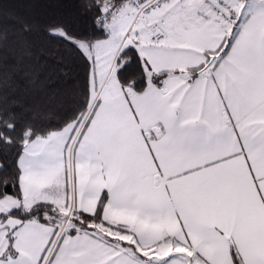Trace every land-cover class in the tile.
I'll return each mask as SVG.
<instances>
[{"label":"snow or ice","instance_id":"1","mask_svg":"<svg viewBox=\"0 0 264 264\" xmlns=\"http://www.w3.org/2000/svg\"><path fill=\"white\" fill-rule=\"evenodd\" d=\"M257 96L264 0H0V264H79L77 253L100 242L104 206L134 194L140 162L150 161L145 174L157 185L200 173L209 164L166 175L163 159L210 142L221 115L241 141L242 122L264 104ZM83 173L85 200L99 181L109 185L94 213L74 206ZM181 229L187 244L168 236L157 244L193 250L188 224ZM205 233L223 238L231 264H264L234 228ZM103 239L112 246L105 264L139 246ZM137 258L185 264L139 253L126 264ZM201 260L195 251L187 264Z\"/></svg>","mask_w":264,"mask_h":264},{"label":"crops","instance_id":"2","mask_svg":"<svg viewBox=\"0 0 264 264\" xmlns=\"http://www.w3.org/2000/svg\"><path fill=\"white\" fill-rule=\"evenodd\" d=\"M264 97L257 96L255 103L261 104ZM197 106L199 101L196 102ZM222 113V108L219 109ZM227 117L218 116L213 120L215 137L210 142L201 144L197 150L177 153L176 162L163 159L165 174H174L183 168L209 164L202 167L200 173L190 177H181L172 181L161 180L160 184L148 172L147 163L140 162L137 183L132 192L121 197L118 206L105 205L102 218L113 224L124 227L125 237L110 235L117 241H126L136 247L121 248L116 255L120 256L117 264H126L128 258L139 253L153 259L152 251L163 244H157L165 236L178 237L184 240L181 223L189 226L191 248L183 247L190 257L199 251L204 260L211 264H231L227 243L221 239H207L205 229L212 224L233 228L241 247L253 257H264V104L250 112L241 124L242 140L226 125ZM226 157V159H225ZM216 161L214 164L209 162ZM151 171H155L154 168ZM211 177L192 183V177ZM165 183L168 192L165 191ZM77 193L74 206L81 207L89 213L97 210L99 191L109 186L105 181H99L94 187L96 197L83 199L88 186V175L83 173L78 177ZM171 193V196L169 195ZM71 199V197H70ZM179 217V218H177ZM98 230L100 242L89 241L85 250L77 253L79 264H105L112 246L104 240V231ZM207 241V242H205ZM167 245H174L169 242ZM179 246V245H175ZM137 264H141L137 258Z\"/></svg>","mask_w":264,"mask_h":264},{"label":"rangeland","instance_id":"3","mask_svg":"<svg viewBox=\"0 0 264 264\" xmlns=\"http://www.w3.org/2000/svg\"><path fill=\"white\" fill-rule=\"evenodd\" d=\"M104 231L107 232L109 235H119L120 237H125V234H119L117 231L109 230V229H104ZM101 231V230H100ZM170 255H176V256H182L185 258V264H187V259L190 258V255L188 252L180 246H175V245H167L163 244L157 247V250L155 252L153 260H163L167 258Z\"/></svg>","mask_w":264,"mask_h":264},{"label":"trees","instance_id":"4","mask_svg":"<svg viewBox=\"0 0 264 264\" xmlns=\"http://www.w3.org/2000/svg\"><path fill=\"white\" fill-rule=\"evenodd\" d=\"M103 219V218H102ZM104 220V219H103ZM105 221V220H104ZM107 222V221H106ZM96 228H97V231L98 230H101L100 227H104V229H109V230H113V231H117V232H120V233H126L127 230L124 228V227H121V226H118V225H113L109 222H107L106 224H96L95 225ZM104 237L105 236H110L109 234L105 233L104 232ZM122 241V240H121ZM119 242V241H118ZM129 245H131L129 242H127Z\"/></svg>","mask_w":264,"mask_h":264}]
</instances>
